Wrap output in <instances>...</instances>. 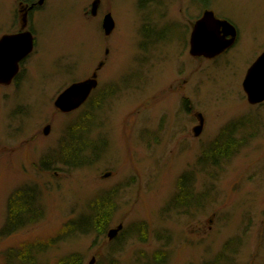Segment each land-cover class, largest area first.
<instances>
[{
	"label": "rangeland",
	"instance_id": "obj_1",
	"mask_svg": "<svg viewBox=\"0 0 264 264\" xmlns=\"http://www.w3.org/2000/svg\"><path fill=\"white\" fill-rule=\"evenodd\" d=\"M30 1L0 0V37L20 29L22 5ZM93 1L45 0L30 12L34 50L18 79L0 85V264L9 249L55 236L96 196L115 190L109 229L123 225L124 237L79 235L49 248L40 264L72 253L84 264L93 258L95 264H206L228 241L229 264H264V103L249 104L243 90L264 51V0H149L144 8L141 0H100L95 16ZM204 9L230 21L238 34L213 59L189 53L191 23ZM109 13L115 29L106 36ZM97 69L91 100L69 113L55 108L64 89ZM96 101L101 106L93 111ZM86 112H93L85 135L96 148L95 162L73 168L56 157L62 140L72 139L68 127ZM199 114L204 124L196 137ZM243 119L246 131L238 135L248 143L238 154L217 169L210 170L208 159L198 164L221 130ZM188 171L205 204L181 214L171 204ZM27 184L42 189L44 218L3 235L8 199ZM140 224L145 235L134 232ZM112 246L121 251L111 256Z\"/></svg>",
	"mask_w": 264,
	"mask_h": 264
},
{
	"label": "trees",
	"instance_id": "obj_2",
	"mask_svg": "<svg viewBox=\"0 0 264 264\" xmlns=\"http://www.w3.org/2000/svg\"><path fill=\"white\" fill-rule=\"evenodd\" d=\"M148 1L141 0V7L144 8L146 6L144 4L148 3ZM89 100H91V97ZM100 106L101 103L96 101L94 110H92L96 111ZM92 118L93 112H86L68 127L67 133L70 134L72 139L69 140L67 136L62 140L60 155L56 157L57 160L73 168H82L95 162L92 160L91 153L96 148L92 140L85 135L86 130L89 128L86 127V121ZM246 123L247 121L243 119L242 121H237V123L227 124L221 130L220 135L213 141L210 150L203 152L202 155L204 157L201 155L198 164L200 162L204 166V160L207 162L208 159L210 170L217 169L236 156L248 143V136L239 137L240 135H238L242 130L243 132L246 131ZM231 132L233 134L228 136L227 134ZM50 160L47 157L44 165L50 164ZM194 174L193 171H188L182 175L178 182V190L171 206L181 214L185 213V211H181L182 208L194 207L200 209L205 204V197L195 191ZM189 182L192 186L187 185ZM42 192V189L35 184H27L13 191L8 199L7 218L2 230L3 235L9 236L28 226L37 224L44 218L45 206ZM96 197L89 202L86 212L68 221L55 236L47 240L23 243L17 248L9 249L4 256L5 264H40L39 257L61 241L93 233H96L99 237L104 236L109 231L108 229L117 210V190L112 193H102ZM137 231L140 232V235L143 233L145 235L147 229L140 224L134 230L135 234H137ZM119 235L116 238L118 240L124 237L125 232L122 236ZM232 244L233 242L231 241L226 242L224 252L215 261L206 264H229L231 261L229 248ZM120 251L121 249L118 246H112L111 256L117 255ZM156 261H160V257ZM57 264H84V258L79 253H72L61 258Z\"/></svg>",
	"mask_w": 264,
	"mask_h": 264
},
{
	"label": "water",
	"instance_id": "obj_3",
	"mask_svg": "<svg viewBox=\"0 0 264 264\" xmlns=\"http://www.w3.org/2000/svg\"><path fill=\"white\" fill-rule=\"evenodd\" d=\"M45 0H38L37 5L42 6ZM100 5V0H94L92 15L95 16ZM32 8V7H31ZM23 12V9H21ZM27 13L22 14L21 31L14 34H4L0 38V85L9 86L20 72L21 63L31 55L34 50V35L28 30ZM102 28L106 36L115 29V21L109 13L104 17ZM237 40V29L228 20L220 19L213 10H205L202 16L193 23L190 35L189 53L195 58L213 59L230 49ZM102 64L99 65L98 69ZM264 67V51L249 67L243 80V90L251 105L264 103V76L256 69ZM98 69L93 75L83 81L75 82L64 89L54 101L56 109L62 113H69L79 109L91 96L98 86ZM256 73V74H255ZM199 125L193 131L198 137L203 131L204 118L198 115ZM50 132V126L44 129V134ZM108 176V175H107ZM123 225L108 232L109 240L115 239ZM90 264H95L93 258Z\"/></svg>",
	"mask_w": 264,
	"mask_h": 264
},
{
	"label": "flooded vegetation",
	"instance_id": "obj_4",
	"mask_svg": "<svg viewBox=\"0 0 264 264\" xmlns=\"http://www.w3.org/2000/svg\"><path fill=\"white\" fill-rule=\"evenodd\" d=\"M149 2V1H148ZM37 3V1L36 0H33V1H30V2H28V3H26V4H24V5H22V9H23V13H27V16H29V14H30V12H32V11H34V9H36V8H40V7H42V6H39V5H37L36 4ZM92 4H93V2H92ZM92 4H91V7H92ZM32 7V8H31ZM205 10H209V9H204V11ZM91 11H92V8H91ZM203 11V12H204ZM203 14V13H202ZM202 16V15H201ZM200 16V17H201ZM199 17V18H200ZM198 18V19H199ZM218 18H221V17H218ZM197 19V20H198ZM221 19H223V18H221ZM194 23V22H193ZM193 23H191V26L193 25ZM29 26V25H28ZM28 28V27H27ZM28 30H30L29 28H28ZM21 31V26H20V29L17 31V32H15V33H18V32H20ZM31 31V30H30ZM11 34H14V33H11ZM2 37V36H1ZM0 37V38H1ZM236 43V42H235ZM235 45V44H234ZM22 64L23 63H21V67H22ZM21 69V68H20ZM19 74H20V72H19ZM19 74L15 77V79L13 80V82L12 83H14L17 79H18V77H19ZM93 75V74H92ZM97 80H98V78H97Z\"/></svg>",
	"mask_w": 264,
	"mask_h": 264
},
{
	"label": "snow or ice",
	"instance_id": "obj_5",
	"mask_svg": "<svg viewBox=\"0 0 264 264\" xmlns=\"http://www.w3.org/2000/svg\"><path fill=\"white\" fill-rule=\"evenodd\" d=\"M259 73L261 76H264V67H258L257 69H256V73ZM255 73V74H256Z\"/></svg>",
	"mask_w": 264,
	"mask_h": 264
}]
</instances>
